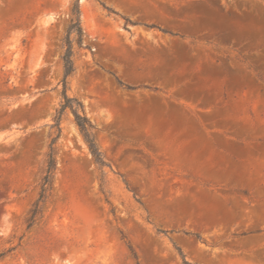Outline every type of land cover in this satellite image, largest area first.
<instances>
[{
  "label": "rangeland",
  "instance_id": "1",
  "mask_svg": "<svg viewBox=\"0 0 264 264\" xmlns=\"http://www.w3.org/2000/svg\"><path fill=\"white\" fill-rule=\"evenodd\" d=\"M75 2L0 0V264H264V0H80L28 228Z\"/></svg>",
  "mask_w": 264,
  "mask_h": 264
},
{
  "label": "trees",
  "instance_id": "2",
  "mask_svg": "<svg viewBox=\"0 0 264 264\" xmlns=\"http://www.w3.org/2000/svg\"><path fill=\"white\" fill-rule=\"evenodd\" d=\"M85 36V31L81 23V8L80 0H76L75 4L71 9L69 25L67 28L66 37L63 41V55L62 62L64 68V80H63V92L62 98L63 102L60 109L57 110V114L54 117V128L57 129V134L51 139L49 145V152L47 154L46 170L45 175L42 179L41 192L39 199L35 203L33 209L30 212V216L27 220L28 228H31L37 221L42 213V206L45 203L49 192L52 189L53 179L57 170V149L56 144L62 134L61 122L62 118L67 110H70L74 116V121L82 133L89 150L92 154L94 162L100 167L106 165L104 157L100 152L96 139L94 137V126L87 117L84 106L77 99L70 98L67 94V80L75 71L74 62V42L79 46L83 45V39ZM121 86L124 84L118 81ZM184 264H190L184 260Z\"/></svg>",
  "mask_w": 264,
  "mask_h": 264
}]
</instances>
